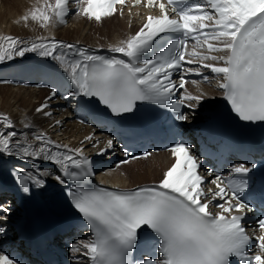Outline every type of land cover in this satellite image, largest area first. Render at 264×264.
Listing matches in <instances>:
<instances>
[{
	"label": "snow or ice",
	"instance_id": "6c2138e0",
	"mask_svg": "<svg viewBox=\"0 0 264 264\" xmlns=\"http://www.w3.org/2000/svg\"><path fill=\"white\" fill-rule=\"evenodd\" d=\"M75 2L85 5L77 14L82 12L89 19L99 21L103 16L112 15L115 5H124L126 0ZM140 2L136 0L137 5ZM69 3L70 0H55L54 5L46 2L23 19L39 21L41 26H47L54 16L59 23H63ZM167 3L178 19L170 18L165 4L160 3V16H149L147 23L136 35L112 49L127 57V61L88 55L86 50H77L82 60L67 61L64 55L54 53L57 48L73 49L71 44L34 43L31 47L16 50L19 42L4 37L8 47L0 45V62L5 60L6 54L11 59L12 52L23 57L26 52L39 50L40 56H50L69 74L71 83L77 89L71 95L97 97L113 114L120 115L132 112L136 102L144 100L170 106L178 112V103L169 102L170 93L176 87L171 82L169 70L181 68V61H185L187 54L190 58L186 63L192 64L199 60L202 67L210 68L212 73L222 76L219 87L224 90L225 98L241 120L264 121V0H205L214 14L207 12L201 3L189 4L188 0H167ZM147 6H155V0H147ZM163 33H182L184 38L172 41L169 48L155 60L142 59L143 54L152 47L153 41ZM190 34H194L191 39L195 44L192 51L187 52V38ZM205 46L207 54L197 51ZM216 52H227L228 55H211ZM208 60L217 63L223 61V66L203 63ZM184 83L181 79L179 86L183 88ZM184 99L199 98L188 95ZM176 118L186 119L182 114ZM0 124L6 128L13 127L6 116L0 117ZM15 136L14 131L0 133V153L13 154L9 141ZM37 139L49 143L42 136ZM111 146L112 141L109 140L108 147ZM30 147L22 149L25 157H39L43 154L44 159L60 165L63 174L72 180L90 174V166L80 174L69 171L68 161H71V167L81 169L82 165H89L86 159L78 160L60 153L49 154L44 148L38 152L32 151ZM170 150L177 161L165 173L158 188L145 187L131 192L81 190L71 194L75 208L91 227L92 238L82 246L92 264H133L130 256L137 243L138 229L142 226H147L159 237L156 251L161 254V258L141 260L138 264H231L232 258H236L239 264H264V256L246 251L250 237L242 226L243 217L224 215L233 211H252L241 202L239 195L248 188L247 181L229 179L227 184L232 190L231 198L218 205L222 210L220 214H213L209 211V203L201 201L205 195L201 187L204 180L197 173L198 164L189 148L183 143H177ZM232 171L247 176L251 169L240 164ZM25 179L37 186L44 184L43 180L31 174L26 178L18 177L21 185H25ZM56 179L64 183L59 176ZM212 183L218 191L212 192L211 198L224 199L228 192L221 187L223 181L217 177ZM27 190V186H24V191ZM259 228L264 231V219L259 221ZM257 240V247L264 252V235ZM0 264L15 262L6 255H0Z\"/></svg>",
	"mask_w": 264,
	"mask_h": 264
},
{
	"label": "bare ground",
	"instance_id": "6f19581e",
	"mask_svg": "<svg viewBox=\"0 0 264 264\" xmlns=\"http://www.w3.org/2000/svg\"><path fill=\"white\" fill-rule=\"evenodd\" d=\"M46 2L47 0H0V45L3 48L8 47L3 39L4 37H11L17 40L18 44H22L26 41L33 42L56 36L92 47L114 48L127 41L138 28L139 23L124 14H116L102 21L106 23V21H111L110 19H112V24H105L103 28L102 26L100 28L96 26L102 22L93 24L87 22L81 16L75 18L65 28L56 26L57 24L53 19L47 26H41V22L32 21L31 19L24 21L23 17L25 15H28L35 8L42 7ZM86 33L88 35H85ZM209 42L213 43L212 41ZM201 52L207 54L206 46L201 49ZM211 55L223 57L226 52H216L211 53ZM203 63L223 66V61L217 63V61L208 60ZM3 90L7 92L4 93ZM43 93L44 91L41 90L0 86V117L6 116L13 125L12 128H6L3 124H0V133L7 134L13 131L16 133L15 137L10 138L9 146L13 154H18L19 157L24 156L22 149L25 147L31 146L30 150L38 152L44 146V144L39 145L41 140L37 139L35 132L31 131L28 126L32 125L36 128H41L42 131L38 133L50 134L54 131V129L48 128L50 124L44 126V120L36 113L38 103L34 104L45 96V94L44 96L42 95ZM187 94L199 98L198 100H192L190 105L197 112V117H206L221 94L219 82L216 80L208 85L193 84L187 90ZM33 105L34 107L32 108ZM80 137V128L74 124H69L64 130L62 137L57 140L71 146L76 144ZM169 164V160L161 155L148 160H141L133 165L125 166L118 176L110 179V182L116 186L133 187L142 183L156 181Z\"/></svg>",
	"mask_w": 264,
	"mask_h": 264
},
{
	"label": "rangeland",
	"instance_id": "374dc122",
	"mask_svg": "<svg viewBox=\"0 0 264 264\" xmlns=\"http://www.w3.org/2000/svg\"><path fill=\"white\" fill-rule=\"evenodd\" d=\"M110 20H111V21H106V23H105V22H102V23H100V24H98V25H96V26H97L98 28H100V26H102V28H103V25L105 26V24H108V25H109V24H112V19H110ZM39 28L41 29V27H39ZM96 29H97V28H96ZM87 33H88V32H87ZM87 33H86L85 35H88ZM60 38H61V37H60ZM212 42L215 43V44H217L216 41H212ZM3 92L6 93L7 91H4V90H3ZM44 94H45V93H43L42 95L44 96ZM37 103H38V102H36L34 105H36ZM0 104H1V103H0ZM34 105L32 106V108L34 107ZM143 165H145V164H143ZM161 175H162V174H161ZM160 177H161V176H160ZM160 177H159V178H160ZM159 178H158V179H159Z\"/></svg>",
	"mask_w": 264,
	"mask_h": 264
}]
</instances>
